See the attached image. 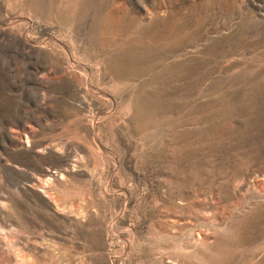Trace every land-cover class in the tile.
Wrapping results in <instances>:
<instances>
[{
    "label": "rangeland",
    "instance_id": "374dc122",
    "mask_svg": "<svg viewBox=\"0 0 264 264\" xmlns=\"http://www.w3.org/2000/svg\"><path fill=\"white\" fill-rule=\"evenodd\" d=\"M0 264H264V0H0Z\"/></svg>",
    "mask_w": 264,
    "mask_h": 264
}]
</instances>
